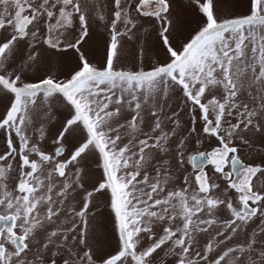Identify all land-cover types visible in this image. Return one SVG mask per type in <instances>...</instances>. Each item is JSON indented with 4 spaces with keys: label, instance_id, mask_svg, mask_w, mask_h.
<instances>
[{
    "label": "snow or ice",
    "instance_id": "snow-or-ice-1",
    "mask_svg": "<svg viewBox=\"0 0 264 264\" xmlns=\"http://www.w3.org/2000/svg\"><path fill=\"white\" fill-rule=\"evenodd\" d=\"M242 9L0 0V264H264V158L240 155L264 153V0Z\"/></svg>",
    "mask_w": 264,
    "mask_h": 264
},
{
    "label": "rangeland",
    "instance_id": "rangeland-1",
    "mask_svg": "<svg viewBox=\"0 0 264 264\" xmlns=\"http://www.w3.org/2000/svg\"><path fill=\"white\" fill-rule=\"evenodd\" d=\"M180 3H185L186 0H179ZM242 2L243 0H229L230 7L235 10V12H240L242 11ZM178 11H181V9H177ZM133 15H137L133 13ZM150 18H141L142 21H147ZM192 21L191 26L196 27L195 24V17H190L189 18ZM139 27V25H138ZM145 29L148 30V32L151 31L150 26L145 22L144 27H139V32L137 33L138 35V42L137 41H129L126 52H131L133 47L136 49H139L140 46L144 45L145 39L147 37V32ZM92 39L88 42L87 45L84 46V48L87 49L86 54L90 55L94 59H99L102 58L104 55V50H105V40L107 38V32L106 29L102 26L97 27V23H93L92 25ZM163 54L160 51L158 47H146L144 50V67L147 68L150 66L151 63H155L157 57H161ZM74 61L71 58V55H67L64 57H60L57 55H53L51 57V66L52 67H59V71L61 74L64 72L69 71L72 66H73ZM128 67H132L131 64L128 65ZM38 75L37 69H33L27 74V78L29 79H36ZM187 119V118H185ZM199 128L200 126L197 125ZM51 135H54V129L52 130V133L50 134L48 140L45 142L47 148H51L52 145L50 143ZM194 139V137H193ZM208 149V144L205 143L204 145L200 146L199 150H207ZM189 150H195V145L192 144L190 145ZM241 158L244 159V161L247 162H259L261 158H264V153H258L257 151H249L247 149H244L240 153ZM189 170H191V166L188 165ZM210 166L206 165L205 170H209ZM229 169H226V171ZM222 187L224 186V182L220 181ZM231 193V190H230ZM258 222V221H257ZM169 259H172L171 257Z\"/></svg>",
    "mask_w": 264,
    "mask_h": 264
}]
</instances>
